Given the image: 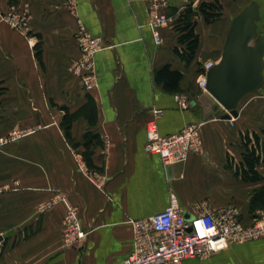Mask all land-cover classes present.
Wrapping results in <instances>:
<instances>
[{
  "label": "crops",
  "instance_id": "crops-1",
  "mask_svg": "<svg viewBox=\"0 0 264 264\" xmlns=\"http://www.w3.org/2000/svg\"><path fill=\"white\" fill-rule=\"evenodd\" d=\"M203 1L214 0H193L194 8ZM255 1L264 34V0H224L223 15L214 23L198 17L200 45L187 65L173 51L177 36L172 25L162 28L163 43H155V16L144 0H74L75 10L72 0H0V132L44 127L16 150L0 151V184L20 185L0 193V264H124L132 250L131 223L172 202L188 215L202 202L214 210L233 206L242 223L252 225L261 210L250 213L251 194L264 182H245L236 172L243 160L242 135L264 128V93L244 97L236 118L206 117V92L198 80L205 63H219L232 20ZM189 3L170 0L161 12L176 18ZM12 8L28 11L25 32L3 20ZM78 18L105 45L94 56L98 88L92 92L69 70L80 56ZM166 65L184 75L178 93L166 92L156 80ZM178 94L189 98V108L180 107ZM89 96L97 106V121L74 120L70 140L62 108L76 112ZM154 108L163 110L158 120L163 136L199 124L202 151L172 166L146 153V126ZM86 134L94 137L88 152L92 167L83 156ZM258 171L264 178L263 157ZM52 195L53 209L42 212ZM69 208L77 210L82 227L90 231L74 248L62 244ZM183 264H264V238Z\"/></svg>",
  "mask_w": 264,
  "mask_h": 264
},
{
  "label": "built area",
  "instance_id": "built-area-1",
  "mask_svg": "<svg viewBox=\"0 0 264 264\" xmlns=\"http://www.w3.org/2000/svg\"><path fill=\"white\" fill-rule=\"evenodd\" d=\"M73 1L72 9L75 10ZM144 1L155 16L152 22L155 43L161 45L162 28L169 25L173 27L176 20L161 12L169 5L170 0ZM3 20L20 32H25L29 27L27 10L23 13L12 8L3 16ZM77 23L79 31L76 38L80 56L69 70L79 78L85 91L92 92L98 88L94 56L105 47L104 40L92 35L80 18ZM213 66V62H208L201 68L198 86L203 92H206L207 72ZM175 99L181 108H189L188 97L178 94ZM152 115L146 126V153L158 155L166 166H172L185 162L191 155L202 151L203 140L199 124H188L177 133L163 136L158 128L163 110L154 108ZM55 202L56 198L52 203ZM65 224L67 245L71 246L77 240L86 241L90 231L81 230L77 210L69 208ZM131 225L132 250L124 264H183L187 260H207L232 246L264 238V210L257 213L252 225L246 226L233 206L214 210L207 202H202L195 205L192 215H188L181 206L172 202L164 211L134 220Z\"/></svg>",
  "mask_w": 264,
  "mask_h": 264
},
{
  "label": "water",
  "instance_id": "water-1",
  "mask_svg": "<svg viewBox=\"0 0 264 264\" xmlns=\"http://www.w3.org/2000/svg\"><path fill=\"white\" fill-rule=\"evenodd\" d=\"M259 4L252 2L232 20L222 57L207 72L206 94L202 96L206 117L236 118L244 97L264 93V34L259 27ZM3 240L0 236V242Z\"/></svg>",
  "mask_w": 264,
  "mask_h": 264
},
{
  "label": "trees",
  "instance_id": "trees-1",
  "mask_svg": "<svg viewBox=\"0 0 264 264\" xmlns=\"http://www.w3.org/2000/svg\"><path fill=\"white\" fill-rule=\"evenodd\" d=\"M223 1H203L199 3L197 8H194L193 0H190L185 9L177 14L173 26L174 33L177 36V44L174 46L173 51L187 65L194 60L200 45V36L196 32L198 17L201 16L207 24L214 23L223 15ZM183 77V73L173 69L171 65L164 66L156 73L157 82L163 86L166 92L173 94L180 92V82ZM62 110L65 112L63 127L70 140L71 135L69 131L74 120L79 117H85L90 124L94 125L98 118L97 106L91 96L88 97L87 104L76 112L71 113L67 108H62ZM261 132L264 135V129ZM93 138L89 137V134L88 136L86 134V141L83 144L85 148L83 156L89 167H92V165L88 152ZM261 141V134L255 131H246L242 135L243 160L239 164L236 175L241 177L245 182H264L263 176L258 171V166L262 163V157L259 152ZM249 210L254 215L257 210H264V184L252 191Z\"/></svg>",
  "mask_w": 264,
  "mask_h": 264
},
{
  "label": "rangeland",
  "instance_id": "rangeland-1",
  "mask_svg": "<svg viewBox=\"0 0 264 264\" xmlns=\"http://www.w3.org/2000/svg\"><path fill=\"white\" fill-rule=\"evenodd\" d=\"M194 4V2H193ZM264 129V128H262ZM261 129V130H262ZM44 130V127L40 125H33V126H26V127H17L15 126L8 132H0V151L5 150L7 147H12L14 150L17 149L18 146L21 145L22 142L28 139H32L35 136H38L42 131ZM261 130L258 132L262 136ZM264 140V139H263ZM36 144V143H34ZM259 152L261 156L263 157V164H264V141H261V147L259 149ZM19 182H11V183H6V184H0V193H4L6 191H13L14 188L20 187ZM10 185V189L7 190V186ZM55 197L52 195L51 198L48 200V202L44 205L47 206L49 203L51 205H48L44 209L42 208V212L49 211L53 209ZM66 216V215H65ZM79 219V217H78ZM80 220V219H79ZM81 223V222H80ZM82 226V225H81ZM82 231L85 230L83 227L81 229ZM66 237H67V227L65 224V217L62 222V244L64 248H74V246H81L85 241L84 240H77L73 245L69 246L66 243Z\"/></svg>",
  "mask_w": 264,
  "mask_h": 264
}]
</instances>
